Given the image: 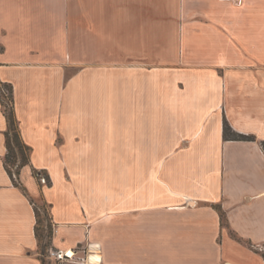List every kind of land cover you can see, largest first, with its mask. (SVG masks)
<instances>
[{
    "label": "crops",
    "instance_id": "0c3cea01",
    "mask_svg": "<svg viewBox=\"0 0 264 264\" xmlns=\"http://www.w3.org/2000/svg\"><path fill=\"white\" fill-rule=\"evenodd\" d=\"M246 3L0 0V80L31 148L17 186L0 99V264H48L36 199L49 247L99 244L86 264H264V29Z\"/></svg>",
    "mask_w": 264,
    "mask_h": 264
},
{
    "label": "trees",
    "instance_id": "16d2710c",
    "mask_svg": "<svg viewBox=\"0 0 264 264\" xmlns=\"http://www.w3.org/2000/svg\"><path fill=\"white\" fill-rule=\"evenodd\" d=\"M2 87H5L9 94L2 92ZM8 98V100H7ZM0 99L5 108V114L7 115L9 127L7 131V153L5 155L4 163L11 175L13 182L17 186H21L20 172L21 168L29 162L30 147L27 146L20 135V130L16 124L15 113H14V97H13V86L9 83H5L0 80ZM225 136L232 137L234 139L248 138L243 134H237L232 131L228 123L225 124ZM20 158V160H19ZM16 167V168H15ZM49 179V178H48ZM216 208L220 211L223 219L226 220V215L221 206L216 205ZM36 211V234L39 239V245L42 253H45L49 247L50 239L53 233L52 221H47L48 208L46 205L42 207H35ZM43 213H47L44 215ZM45 241V242H44Z\"/></svg>",
    "mask_w": 264,
    "mask_h": 264
},
{
    "label": "built area",
    "instance_id": "2783aa9c",
    "mask_svg": "<svg viewBox=\"0 0 264 264\" xmlns=\"http://www.w3.org/2000/svg\"><path fill=\"white\" fill-rule=\"evenodd\" d=\"M42 182L47 183L46 176H42ZM98 247L99 244L90 243L86 248L82 249L84 254H79V250L69 249L61 250L53 247H48L43 256L48 264H86L89 259L90 249L92 247ZM72 252V254H71Z\"/></svg>",
    "mask_w": 264,
    "mask_h": 264
},
{
    "label": "rangeland",
    "instance_id": "374dc122",
    "mask_svg": "<svg viewBox=\"0 0 264 264\" xmlns=\"http://www.w3.org/2000/svg\"><path fill=\"white\" fill-rule=\"evenodd\" d=\"M247 2V1H246ZM252 2H253V4H251V5H249V3H246V5H247V9L249 8V7H256L257 8V13H258V21H257V25L259 26V27H262V29H264V2L262 1V0H252ZM262 2V3H261ZM262 37L260 36L257 40H259V41H262ZM262 49V48H261ZM2 92L3 93H5V94H9V92H8V90L5 88V87H2ZM7 100H8V98H7ZM7 116V115H6ZM8 119V118H7ZM246 136V135H245ZM19 160H20V158H19ZM16 168V167H15ZM38 174V173H37ZM42 176H46L45 174H43L42 173ZM42 176H39V178L41 179L42 178ZM46 180H47V183H49L50 181H49V179H48V177L46 176ZM41 182H42V180H40ZM42 183H44V182H42ZM35 202H36V206L38 207V206H44V203H43V201L41 200V199H36L35 200ZM44 215H46L45 213H43ZM47 221L49 222V220H51V218H50V213L48 212V215H47ZM45 242V241H44ZM258 251H260V249H258ZM261 251L263 252V255H264V249H261Z\"/></svg>",
    "mask_w": 264,
    "mask_h": 264
},
{
    "label": "bare ground",
    "instance_id": "6f19581e",
    "mask_svg": "<svg viewBox=\"0 0 264 264\" xmlns=\"http://www.w3.org/2000/svg\"><path fill=\"white\" fill-rule=\"evenodd\" d=\"M71 254H72V252H71Z\"/></svg>",
    "mask_w": 264,
    "mask_h": 264
}]
</instances>
